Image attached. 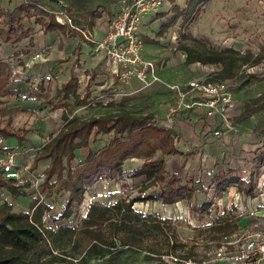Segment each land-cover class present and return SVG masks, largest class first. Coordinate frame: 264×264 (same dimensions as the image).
I'll return each instance as SVG.
<instances>
[{"label": "rangeland", "instance_id": "rangeland-1", "mask_svg": "<svg viewBox=\"0 0 264 264\" xmlns=\"http://www.w3.org/2000/svg\"><path fill=\"white\" fill-rule=\"evenodd\" d=\"M130 1L132 0H72L69 4L60 2L58 7L52 8L49 6L50 8L44 10L55 14V16L60 13L68 18L70 16L73 19L74 25L84 30L87 35H94L97 32V38H100L99 36L107 31L123 5ZM169 3L170 5L164 7L157 19L148 22L141 29V32L145 33L141 34L144 45L146 44V37L155 41L154 44L148 45L145 48L143 47V57L145 60L155 63L157 67L163 65L164 61L168 62L171 60L172 57L176 56L177 52L183 53L176 51L180 44L192 45L189 37L201 41L210 48H233L240 52L251 51L255 55L260 52L264 53V0H210L199 8L193 18L191 17L186 21V19L181 17L177 22L164 29V26L176 14L174 5L177 3L182 9L186 7V0H178L175 4ZM25 24L28 28L33 27L34 32L36 30H38V33L40 32L39 49L43 56L49 58L48 55L51 57L52 53H56L59 40L57 41V45L48 46V35L43 32L44 35L41 34V27L35 23V19H32L29 23L25 22ZM57 34L60 40L64 41V44L70 35L78 38L79 42L77 46L79 47V51L74 53L66 69L64 67H66L67 62H58V66L63 70L59 72L58 78L52 75V73L45 78H42V76L27 77L24 62L12 56L11 50L7 48V45L0 47V61H8L7 63L13 69L12 82H22V85L29 90V93H31V89L33 90L30 96L29 93H25L20 97L22 100L26 99L29 101L28 103L33 105V108L20 109V105H16L18 99L14 97H0L2 103L0 106V128L6 127L7 120L11 117L13 120L11 126L13 128L30 131L27 135L29 141L25 142L22 146L15 148L7 147L5 144V146H0V149H2L0 152V163L6 162L9 156L14 157V163H16L13 170L7 175L4 174V177L14 179L21 186L27 182L32 183L29 189H22L28 195L24 199H22L23 197L15 199L7 191H0V208L4 202H9L13 206V212H27L30 205H26L25 203L39 196V185L43 182L46 168H44L43 162L39 164L38 170L34 172L30 171V168L34 161V156L48 142L51 135L49 137L42 135L41 130H38V128L44 119L54 120V117L59 123L58 128H56L57 130L52 135L57 134L64 126V121L59 117L64 112V105L68 103L55 96L57 89L69 79L73 66L80 82L79 94L84 96L88 89L92 93V100L89 106L74 108L70 118L76 117L83 120L91 116L119 112L125 108L144 115L146 109L149 107L146 100L140 102L139 106L133 105L129 101H121L117 104L115 99L119 93H122L121 95H123L124 99H130L133 94L129 87L118 81L114 72L116 68L114 67V69L109 65L102 55L96 54L92 50V48L95 49L94 44L87 42L85 36L80 32L69 29L65 37L59 33ZM82 41L89 45L85 51L83 50ZM155 50L158 51L157 55L161 56L160 60H154L149 56V54H154ZM24 53L26 52L24 51ZM193 65H186V68L184 67L191 77L196 78V80L190 79L191 81H205L208 77H217V74L221 70L220 66L215 65H203L200 63ZM166 66L167 63H164V68ZM86 71H88L87 75L85 74ZM163 74L164 79L171 84L182 85L187 84L189 81V79L186 80L189 76L187 73L176 72L170 66L168 70L165 69L164 72L160 73V77L163 78ZM150 77L149 75L147 82H149ZM230 81L233 89H235L237 109L235 112L236 116H233V121L237 125L236 132L239 133L238 144L233 150L234 155L225 158L221 156L220 152L217 153L216 150H213L211 154L216 156V164L219 167L215 170V173L209 174L205 170L204 172H200L201 168L197 169V172L200 173L194 176V179L199 178V180H203L204 185H206L205 191L208 200L203 199L205 196L201 195L200 199L182 201L181 205L169 208L170 212L166 213V215L170 218H161V216L156 214L159 218L167 220V224L164 226L166 228L165 231L174 239L176 238L178 243L184 244L185 247H177L175 254H173L174 256H164L162 262L145 261L144 254L127 250L125 254L118 258L116 264H171V257L185 259L184 257L190 253L192 255L191 259L207 258L218 243L224 239L220 233L214 230L216 225L214 219H220V222H222L233 218L231 221H234L239 216L247 213L245 210L239 213L236 212L237 208L232 204L236 198L235 193L236 195L239 193L238 188L243 189L245 193L251 191L254 198L264 194V112L241 121L245 105L251 99L260 96L264 98V60L256 67H241ZM139 85L144 91L137 98L141 97L144 99L147 94L152 93L149 87L143 89L144 83ZM134 87L136 88V84H134ZM157 89L161 90L160 87ZM164 89L167 90V87H164ZM31 101H33V104ZM57 113L58 116H56ZM34 133L40 135L38 136L39 139L33 137ZM112 138L113 134L110 136H99L92 143V150L96 153L99 152L109 144ZM87 155L88 149L77 150L76 159L73 161L72 167L76 168L80 162L85 160ZM156 159L159 160L158 154ZM224 160H227V162L223 163ZM46 163L49 164L48 161ZM193 173L196 175L195 171ZM2 174L0 164V175ZM127 176V174L122 175L113 181H106L104 179L97 181L93 186L88 188V191L84 195L83 203L75 208V214L68 220L61 219V216L68 202L69 194L62 190L60 183H56L52 189H47L39 196L42 203H46L51 207V211L46 212L44 216L46 226L54 229L60 225L77 226L86 215L87 208L93 202L111 205L121 199L137 197L144 187L143 182L140 180L142 178H139L137 181H128L130 178H126ZM232 178L237 179L238 187L232 186L221 191L224 183H228ZM188 179L189 177H187ZM122 180L127 181V184H124V190L121 189ZM55 181L56 178L53 179V182ZM166 182L164 184L158 183L156 186L151 187V190H146L142 194V197H151H147V195L153 193L159 195L161 191L167 188L169 178H166ZM190 183L192 185L197 184L193 180ZM155 187L157 189L160 188V191L155 190ZM244 192L239 193L243 200L249 198ZM258 199L262 200L261 197ZM258 199L255 202H258ZM154 203L155 201H147L138 203V205L140 209L146 210L148 208V211H150V208L155 209L157 207L158 211L163 208L161 202L159 204ZM212 218L213 220H211ZM238 231L234 234H237ZM148 241H153L152 236L149 237ZM98 262V260H92L90 264H98Z\"/></svg>", "mask_w": 264, "mask_h": 264}, {"label": "trees", "instance_id": "trees-1", "mask_svg": "<svg viewBox=\"0 0 264 264\" xmlns=\"http://www.w3.org/2000/svg\"><path fill=\"white\" fill-rule=\"evenodd\" d=\"M168 1L175 4L178 0ZM209 1L186 0L184 9L175 4L176 14L164 29L181 17L186 21L193 18L199 8ZM32 19H35L44 34L59 33L65 37L71 29L68 25L59 24L55 14L37 5L22 4L11 12L0 10V47L19 44L27 39L33 45L34 29L25 24ZM189 38L192 45L180 44L176 51L186 55V65L200 63L220 66L217 77H208L212 81L232 80L241 67H256L264 60L263 52L255 55L251 51L240 52L233 48L215 49L207 47L193 37ZM145 41L146 44L155 43L147 37ZM64 46V41L60 40L58 49L63 51ZM76 51H79V47ZM12 72L13 69L7 62L0 61L1 98L15 95V91L7 90L12 82ZM85 74L87 75L88 71ZM79 89L80 82L73 66L70 78L57 89L55 96L68 103L64 105L62 114L64 126L57 134L49 137L48 142L37 152L30 168V171L34 172L38 170L41 162H49L44 171L43 182L39 185V196L47 189H52L56 183H60L62 190L69 194L61 219L68 220L75 214V208L83 203L89 187L100 179L113 181L125 175V162L131 159H140L144 163L126 178H144V187L137 197L121 199L111 205L93 202L77 226L60 225L56 229L46 226L44 216L46 212L51 211V207L42 203L39 196L31 200L27 212H13V206L4 202L0 208V264H90L92 260H98V264H116L118 258L127 250L144 254V260L148 262H162L164 256H174L177 247L184 248L185 245L178 243L176 238L165 231L167 220L154 213L145 214L134 209L136 203L147 201L161 200L164 205H175L193 199L196 192L194 186L181 185V180L176 175H170L166 171L165 160L156 159L159 151L164 158L185 156L178 151L173 132L157 125L149 115H140L128 109L83 120L70 118L74 108L89 106L92 100L90 90L87 89L84 96H81ZM261 112H264L263 96L251 99L245 105L241 121ZM12 121L9 117L6 127L0 128V137L3 141L15 139L18 146H22L29 141L27 135L30 131L13 128ZM111 134L113 138L108 145L97 153L92 150V143L99 136ZM80 149H88V155L73 168L76 151ZM166 178H169L168 186L160 196L142 197L146 190L158 183H167ZM31 186L30 182L21 186L14 179L0 175V191H7L15 199L27 198V193L22 189H29ZM232 186L238 187L237 179L232 178L228 183H224L221 191ZM238 192L242 193L244 190L239 187ZM245 194L253 198L251 191ZM231 219L222 222L220 219H214V230L220 233L221 237L232 235L239 230L240 218L234 221ZM150 236L153 241H148ZM191 257L190 253L184 258Z\"/></svg>", "mask_w": 264, "mask_h": 264}, {"label": "crops", "instance_id": "crops-1", "mask_svg": "<svg viewBox=\"0 0 264 264\" xmlns=\"http://www.w3.org/2000/svg\"><path fill=\"white\" fill-rule=\"evenodd\" d=\"M60 2H63L64 4L65 3L69 4L72 2V0H0V10L2 12H11L14 9H16L17 7L21 6L22 4L37 5L41 9H48L50 7H52V8L58 7ZM158 16L152 17V18H146L144 20V23L140 28V33L142 35L145 34V33L141 32V29L143 28V26H145V24H147L148 22L153 21L154 19H157ZM70 19L72 20V25H73V27H71V29L80 32L82 35L85 36L86 41L89 42L90 44H94V46H95V43L100 41L102 39L103 35L105 34V33L101 34L99 36L100 38H97L98 34H97V32H95L94 35L88 34L90 36L89 37L84 32V30H82V29L78 28L76 25H74L72 17H70ZM26 22L28 23V21H26ZM34 33H35L33 36L34 44H35L34 46L31 45L30 40L27 39L24 42L19 43V44L7 45L8 46L7 48H10L12 56H15L17 60L20 59L24 62L25 71H26L25 73H26L27 77L31 78L33 76H42V78H45L52 73V75H54L55 77L57 76V78H58V76L60 74L59 72L63 71L62 68L58 66V62L66 60L67 63L66 62L65 63L67 65H65L66 67H64V68L66 69L69 66L71 59H72V57L76 51V48L78 46V43H79L78 38H75L74 36L68 37L65 40V46H64L63 51H60L59 49H57L55 54L52 53L51 57H50V55H48L49 58H46V56H43L40 53L41 51L39 49L40 48L39 47V40H40L39 33L40 32L38 33V30H36ZM41 34L44 35L42 33V31H41ZM46 35H48V40H49V41H47L48 46L49 45H51V46L57 45L58 40H59L58 42H60V38H59L57 33L46 34ZM82 45H83L84 51L87 50L89 47V45L83 41H82ZM148 45H152V44H145L144 48ZM92 50H94V49L92 48ZM24 51L26 53H24ZM157 54H158V51L155 50V53L149 54V56L152 57V59H154V60H160L161 56L157 55ZM164 63H167L166 68H164ZM169 66L171 68L175 69L176 72L187 73L189 76L186 80H188V79H189V81L196 80V78H193V76L191 77L190 74L185 70V68H186L185 67L186 66V55L185 54L177 52L176 56L172 57L171 60H169L168 62L164 61L163 65L158 67L159 75L161 72H164L165 69L168 70ZM193 67H195V65H193ZM114 72H116V69ZM70 75H71V72H70ZM70 75H69V78H70ZM100 77H102V76H100ZM161 79L165 83L171 84V83H168L164 79V74H163V78L161 77ZM135 84H136V88L140 90L139 83L137 81H135ZM159 87L161 88V90L157 89ZM164 87H166V86L163 84H154L153 86L149 87L150 88L149 90H152V93L147 94V96L144 99L141 97L137 98V96H139L144 90L139 91L137 94L131 95L130 100H129V98H126V99L129 100V103L131 102L133 105L135 104L136 106H139L141 104L140 102H143V100H146L147 105L149 107L146 109V113H144V115H149L154 122H157L158 125H161L165 120V116L167 114L168 106L172 103V94L168 91V88H167V90H165ZM7 90L15 91L14 96L9 95L6 97H11V98L14 97L15 99H18L17 100L18 102H16V105H20V109L33 108L32 107L33 105H30V103H28L29 101H27L26 99L22 100L20 98L21 96H23V94L29 93V90L24 85H22V82L21 83L10 82L8 87H7ZM30 91H31V93H33L32 89ZM31 93H29V96ZM121 94L122 93H119L118 96H116L115 102L117 104L124 99L123 95H121ZM31 103L33 104V101H31ZM125 109H128V108H125ZM236 110L237 109L235 108L233 111L234 115H235ZM56 116H58V113L56 114ZM192 116L193 115L190 113L181 114L177 118L176 124L174 126L173 131H172L173 135L176 139V147H177L178 151L183 153V155H185V156L175 155V156H169V157L164 158L160 151L157 154H158L159 160H163V159L165 160L166 171L168 173H170L171 175H176V177L178 179H180V180L182 179L181 185H183V186L187 185L188 183L191 182V180H193L194 182L197 183L195 185H192V183H190V185H189V186H194V188L196 190L195 195L193 197V200L200 199L202 196H205V197H203V199L204 198L207 199L206 198V191H205L206 185H204L205 183H203V180H199V178L194 179V176H197L200 172H204V170L208 171L209 174H213V173H215V170L219 168L218 165L216 164V160H215L216 156H213L211 154V152L213 150H216L217 153L220 152L221 156L225 157V158L226 157H232L234 155V151H232L231 153L230 152L229 153H223V151L221 149V145H222L221 143L222 142L225 143V142H227V140L217 141L214 139L213 140L210 139L209 131L211 129V123L213 121H208L207 123H204V124H203V122L195 123L194 120L192 119ZM59 118L60 119L62 118V114H60ZM58 123H59V121L57 119L55 120V117H54V120L53 119H44L43 122L39 125L38 130H41L42 135L49 137L50 135H52L57 130L56 128H58L57 127ZM17 129H19V128H17ZM236 130H237V125H236ZM38 136H40L38 133L33 134V137L35 139H37V138L39 139ZM234 136L235 137H234L233 150H234L235 146H237V144H238L239 133H236V135H234ZM4 144L7 145V147H11V148L18 147V143L15 139L3 141L0 137V146H5ZM226 162H227V160L223 161V163H226ZM43 163H44V168H47L48 163H46V161H43ZM143 163H144L143 160H140V159L127 160L125 162V165H124L125 175L126 174L130 175L135 170L141 168L143 166ZM197 169H200V172H197ZM193 171L196 172V175H194ZM42 172H43V170H42ZM187 177H189L188 180H187ZM138 179L139 178L128 179V181H137ZM123 180L121 181V184H122L121 189L122 190H124V187H125L124 184L127 182V181H123ZM140 180L143 182L144 178H142ZM149 190H151V189H149ZM155 190L160 191V188L157 189V187H155ZM161 192L159 193V195H161ZM159 195H156L155 193H153V194L147 195V197L148 196L158 197ZM235 196H236V198L232 204L235 208H237L236 212L239 213L242 210H245L247 212L246 214L238 217V218H240V221L238 222L239 231L237 233H240L247 226L249 227V226H252L253 224H255L256 222L264 221V194H261V196H259L262 198V200H259L258 199L259 197H257V198L253 197L252 198L249 196H247V197H249L248 199L243 200V198L241 197V195L239 193L237 195L235 193ZM123 198H125V197H123ZM22 199H24V198H22ZM257 199H258V202H255ZM30 202L25 203V204L30 205ZM160 202L162 203L161 200L157 201L155 203L159 204ZM183 202H185V201H183ZM183 202H178L175 205H164V204H162L163 208L160 209L159 211H158L157 207L155 209L150 208V211H148L149 210L148 208L146 210L140 209L138 203H136L134 206V209L137 212H142L145 214L154 213V214H158L159 216H161V218H170L166 215V213L170 212L169 208H171L172 206L181 205ZM149 207H150V205H149ZM164 207H165V209H164ZM211 220H213V218Z\"/></svg>", "mask_w": 264, "mask_h": 264}, {"label": "built area", "instance_id": "built-area-1", "mask_svg": "<svg viewBox=\"0 0 264 264\" xmlns=\"http://www.w3.org/2000/svg\"><path fill=\"white\" fill-rule=\"evenodd\" d=\"M168 0H132L123 5L116 14L102 39L95 43V53L102 55L109 65L116 67L118 81L129 87L132 94L140 90L134 87L135 81L151 87L163 84L172 94L164 122L159 125L173 131L177 118L183 113L192 114L195 123L213 121L209 131L210 139L222 142L223 153H231L234 146L236 125L233 121L236 99L230 80L191 81L187 84H167L155 63L143 57L144 42L139 29L146 18L157 17ZM61 25L73 27L70 17L62 13L56 15ZM149 82H147L148 76ZM157 124V122H155ZM158 125V124H157ZM174 136V135H173ZM3 174L13 170L14 157L2 162ZM171 264H264V221L245 227L241 233L224 237L204 259H180L171 257Z\"/></svg>", "mask_w": 264, "mask_h": 264}]
</instances>
